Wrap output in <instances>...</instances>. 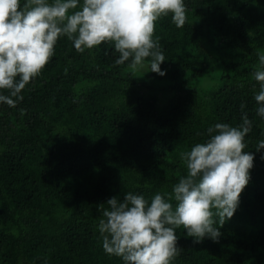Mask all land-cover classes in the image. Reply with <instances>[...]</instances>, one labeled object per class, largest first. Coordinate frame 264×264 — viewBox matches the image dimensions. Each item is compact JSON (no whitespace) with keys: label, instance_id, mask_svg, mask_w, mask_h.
Here are the masks:
<instances>
[{"label":"trees","instance_id":"trees-1","mask_svg":"<svg viewBox=\"0 0 264 264\" xmlns=\"http://www.w3.org/2000/svg\"><path fill=\"white\" fill-rule=\"evenodd\" d=\"M184 2L182 28L171 14L156 22L164 76L147 61L138 71L117 65L112 43L81 53L62 36L23 100L0 103V264H123L103 249L100 204L171 194L187 174L181 153L244 114L255 160L239 206L218 242L176 229L172 264H264V117L254 98L264 0Z\"/></svg>","mask_w":264,"mask_h":264},{"label":"clouds","instance_id":"clouds-1","mask_svg":"<svg viewBox=\"0 0 264 264\" xmlns=\"http://www.w3.org/2000/svg\"><path fill=\"white\" fill-rule=\"evenodd\" d=\"M186 13L184 0H0V103L16 107L23 100L21 93L42 73L62 36L81 53L112 43L119 53L117 65L128 62L138 71L147 61L149 71L164 76L166 58L159 38L154 39L156 22L171 14L182 28ZM259 64L264 66V53ZM254 78L260 83L254 97L260 105L257 115L264 117V68ZM251 130L247 114L239 126L209 127L206 142L181 153L187 174L171 194L157 193L148 200L128 192L122 201L115 196L101 203L98 229L104 251L122 258L123 264H172L181 251L178 228L194 243L206 237L218 242L220 228L234 216L251 179L255 155L245 151ZM261 149L264 140L256 146Z\"/></svg>","mask_w":264,"mask_h":264}]
</instances>
